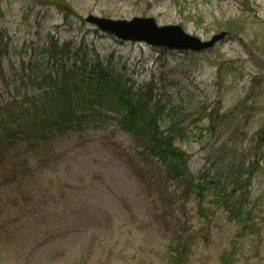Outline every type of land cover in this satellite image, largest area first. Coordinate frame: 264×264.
<instances>
[{
    "label": "rangeland",
    "instance_id": "rangeland-1",
    "mask_svg": "<svg viewBox=\"0 0 264 264\" xmlns=\"http://www.w3.org/2000/svg\"><path fill=\"white\" fill-rule=\"evenodd\" d=\"M88 14L154 17L204 40L222 30L228 35L208 50L179 52L115 39L87 23ZM81 60L111 67L134 86H151L155 99L171 100L183 134L175 143L192 173L209 177L228 161L243 170L254 160V174L241 181L259 210L258 230H239L215 205L208 216L200 214L195 195L178 196L180 187L164 179L162 162L143 139L107 122L10 145L0 180L16 152L18 161L22 154L29 159V177L18 189L1 183L0 206L14 214L0 221L7 234L0 264L13 253L12 264H22L14 261L22 259L23 245L28 264H63L69 256L66 264H163L171 241L189 244L186 264H264V0H0V103L37 92L26 80L36 77L37 65ZM61 202L71 206L67 216L75 223L54 224L61 221ZM54 230L63 252L52 258Z\"/></svg>",
    "mask_w": 264,
    "mask_h": 264
},
{
    "label": "trees",
    "instance_id": "trees-1",
    "mask_svg": "<svg viewBox=\"0 0 264 264\" xmlns=\"http://www.w3.org/2000/svg\"><path fill=\"white\" fill-rule=\"evenodd\" d=\"M47 62H44L45 66ZM54 62L48 63L45 68L37 65L36 77L26 78L37 92L17 93L13 98L9 96L0 103V163L5 161V153L15 141L46 142L74 128L82 130L87 127H101L107 122L115 123L132 135L136 142L144 140L148 153L162 162L160 163L163 165L164 179L173 181L180 187V198L195 195L200 214L208 216L215 205L217 208L221 207L226 218L233 221L239 230L248 231V234L258 230L255 216L259 210L247 201L243 190L246 183L241 181L247 182L254 174V170L251 171L254 160L243 170L241 169L245 166L238 165L233 169L234 163L228 161L209 177L192 173L188 166V155L175 143L183 134L181 128L175 126L177 109L169 98L165 101L162 98L155 99L151 86H134L121 73H116L111 67L99 63L79 64L74 61L61 67L53 65ZM1 63L2 61L0 66ZM19 75L23 82L25 77L23 74ZM0 77L3 78V74H0ZM163 115V118H168L165 128L160 127ZM13 155L14 158H11V162L4 169L5 177L0 180V187L2 183L3 187L10 185L12 189H18L29 177L26 171L29 159L22 154L21 160L18 161L19 152ZM19 173L23 177H17ZM243 174L246 179L241 178ZM207 197L208 205L204 203ZM18 204L19 202L14 206ZM69 205L66 206L62 202L58 205L61 221L54 224L66 226L76 222L67 216L71 213ZM13 214V209L7 210L5 206H0V221L5 218L4 215ZM15 216L18 217L17 214ZM4 226L0 228H6ZM57 233L58 231L54 230L53 241L48 246L53 245L49 254L52 258L61 256L63 252L62 243L55 236ZM5 235L7 234L0 233V239ZM59 237L61 238V233ZM10 242L5 241L4 249L11 245ZM188 245L184 241L169 242V253L163 264H186ZM48 247H44L43 251ZM29 252L28 247L23 245L22 259L14 262L28 264L31 257L27 258ZM13 255L3 257L5 260L10 259L7 264H12L15 259ZM229 259L230 253L221 258L223 263ZM66 261L63 264H66ZM72 264L78 262L75 260Z\"/></svg>",
    "mask_w": 264,
    "mask_h": 264
},
{
    "label": "water",
    "instance_id": "water-1",
    "mask_svg": "<svg viewBox=\"0 0 264 264\" xmlns=\"http://www.w3.org/2000/svg\"><path fill=\"white\" fill-rule=\"evenodd\" d=\"M86 22L101 31L123 41L144 42L155 47H164L177 51H201L211 48L223 39L226 31L213 34L203 40L184 30L179 24H158L154 17L134 16L130 19H112L93 14L85 17Z\"/></svg>",
    "mask_w": 264,
    "mask_h": 264
}]
</instances>
